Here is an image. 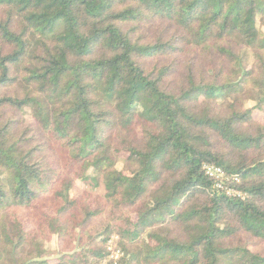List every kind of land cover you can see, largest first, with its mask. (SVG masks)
<instances>
[{"label":"trees","instance_id":"1","mask_svg":"<svg viewBox=\"0 0 264 264\" xmlns=\"http://www.w3.org/2000/svg\"><path fill=\"white\" fill-rule=\"evenodd\" d=\"M0 264H264V0H0Z\"/></svg>","mask_w":264,"mask_h":264},{"label":"built area","instance_id":"2","mask_svg":"<svg viewBox=\"0 0 264 264\" xmlns=\"http://www.w3.org/2000/svg\"><path fill=\"white\" fill-rule=\"evenodd\" d=\"M202 172L212 182V190L228 198L243 199V194L239 190V178L226 174L221 168L214 165H203ZM115 238L109 237L106 241V249L109 252L110 260H117L121 256L119 249L114 246Z\"/></svg>","mask_w":264,"mask_h":264},{"label":"rangeland","instance_id":"3","mask_svg":"<svg viewBox=\"0 0 264 264\" xmlns=\"http://www.w3.org/2000/svg\"><path fill=\"white\" fill-rule=\"evenodd\" d=\"M256 117V119H258L259 121H262V117L261 115L255 113L254 115ZM116 239V238H115ZM48 246H50L51 248H56V241L53 240L51 243L48 244ZM114 246H115V242H114ZM116 248V247H115Z\"/></svg>","mask_w":264,"mask_h":264}]
</instances>
